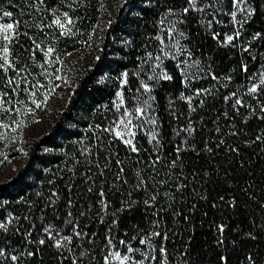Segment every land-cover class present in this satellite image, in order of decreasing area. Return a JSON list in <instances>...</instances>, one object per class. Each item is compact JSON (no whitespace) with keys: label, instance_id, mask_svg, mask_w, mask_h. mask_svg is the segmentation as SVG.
I'll return each instance as SVG.
<instances>
[{"label":"trees","instance_id":"trees-1","mask_svg":"<svg viewBox=\"0 0 264 264\" xmlns=\"http://www.w3.org/2000/svg\"><path fill=\"white\" fill-rule=\"evenodd\" d=\"M108 1L46 0L42 11L26 12L21 11L16 0H0V25L11 23L15 18L24 21L23 31L28 32L19 37L15 47L22 56V59H16V64L27 62L24 66L29 83L45 84L49 69L54 71L57 61L91 49L92 44L94 47L92 41L97 26L103 18L105 20L94 60L90 66L73 74L72 92L65 106L58 111L57 119L44 133L27 141L23 165L12 178L0 182V220H14L9 224V233L5 234L6 243L3 238L0 243H5L6 248L14 245L18 252L21 249L36 250L37 255L29 258V264H68V259L63 257L75 260L83 250H58L50 240L43 246L29 244L25 237L31 231L32 236L27 240L38 241L43 238L42 229L46 226H61L62 234H72V229L63 222L69 211L66 202L71 198L79 202L76 205L79 207L87 205L93 196L86 191L88 185L83 182L81 166L76 161L84 160L99 146L95 139L99 132L97 125L108 126L117 115L114 104L118 93L130 99L139 86L136 73L143 66L146 54L156 48L155 36L162 35L160 19L167 14L170 20H184L177 24L178 30L184 31L187 37L182 43L191 53V62L199 61L204 69L199 80H193L185 87L175 61L165 58L163 68L173 79L161 80L153 89L154 115L159 122L163 145L160 154L171 160L177 155L175 145L182 147L178 166L163 169L160 178L171 172L187 185L175 197L169 196L163 201L166 210L160 213L164 218L162 227L169 230L168 251L174 257L170 264H225V261L226 264H252L249 256L255 264H264V119L259 118L264 113L258 111L261 102L250 99L247 94L250 75L255 74L252 80H256L264 73V0H250L249 6L254 12L243 24L240 37L231 42L227 36L234 35L239 25L233 24L226 14L232 11L227 0L223 3L205 0L210 7L204 13L190 11L187 16L181 15L187 0H122L120 7L105 14ZM19 3L28 8L27 0H19ZM212 5L220 9L216 19L221 23H214L209 28L207 20L212 16L206 13L213 12ZM169 9L177 15L168 13ZM4 11H12L14 16L5 18L2 16ZM65 12L68 17L64 16ZM241 16L242 13H238L237 19ZM57 17L65 25L64 29L57 25L43 27ZM69 18L71 24L67 23ZM61 31L65 35H59ZM213 32L220 33L218 39H213ZM257 33L260 36L253 39ZM33 40L41 45L36 57L21 47L31 46ZM48 47H54L55 51L45 57L43 53ZM245 48L250 50L245 51ZM186 56L187 53L182 54L181 59ZM245 64L247 72L242 70ZM124 73H128V85H122ZM212 76L218 79L213 80ZM129 87L132 92L128 91ZM196 89L207 92L193 100L196 110L191 111L188 102L180 96L181 93L192 95ZM232 92L257 111L248 107L240 109L243 115L237 114L232 107ZM29 95L31 93L17 95L6 105L9 113L0 112L4 115L3 120L13 123V116H18L17 105L27 103ZM13 108L15 112L11 111ZM189 120L194 131L176 135L180 128L189 126ZM137 140L147 150L142 153L146 159L153 146L146 133L138 135ZM115 147L124 161L129 183L113 181L106 175L108 182L102 187L107 191L106 199L111 208L120 209L115 217L118 224L114 226L119 239L125 233L132 235L138 229H147L153 219V209L143 204V199L151 193L134 189L139 179L136 173L144 174L143 165L137 163L136 155L127 153L119 141ZM0 150H5L6 156L0 170L8 159L20 155L19 148L9 146L7 141L0 140ZM114 163L113 160L110 168ZM165 185L169 190L174 187V183L166 179L161 188ZM50 199L54 203L50 204ZM130 199L134 203L127 209L126 202ZM93 207L97 210L101 206L94 204ZM174 212L180 215H174ZM104 215L106 220L112 219L110 214ZM79 223L85 232L97 234L89 249L91 264H96L104 255L100 246L107 235L106 225L99 222V217L89 219L88 216L80 217ZM16 228L18 232L14 231ZM74 243L84 244L85 241L74 240Z\"/></svg>","mask_w":264,"mask_h":264},{"label":"snow or ice","instance_id":"snow-or-ice-1","mask_svg":"<svg viewBox=\"0 0 264 264\" xmlns=\"http://www.w3.org/2000/svg\"><path fill=\"white\" fill-rule=\"evenodd\" d=\"M216 2L223 3L224 0H216ZM16 3L21 11H42L46 0H27L28 8H25L24 4L19 3V0H16ZM36 5H40L41 7L37 9L34 7ZM227 5L231 7L232 11L226 14L231 18L233 24L239 25L234 35L227 36V40L231 42L233 39L240 37L243 24L247 22V17L253 14L254 9L249 6L250 0H227ZM209 7L210 5L205 3V0H187V6L183 8L181 15L187 16L190 11L204 13L205 9ZM212 7L213 12L206 13V15L212 16V19L207 20L209 28L214 23H221V21L216 19V13L220 9H215L214 5ZM168 13L177 15L173 9H169ZM238 13H242L239 20L237 19ZM2 16L12 18L14 14L12 11H4ZM64 16L68 17V13L65 12ZM201 19H204V17H201ZM67 23L71 24L72 20L69 18ZM178 23H184V20H170L167 14L160 19L162 27L159 31L162 35L155 36V39L158 41L156 48L146 54V57L142 61L143 66H140L139 72L136 73L139 86L135 89L130 99L118 93V99L114 104L117 115L113 117L108 126L97 125L99 132L95 139L99 146L89 153L84 160L76 161L81 166L83 182L88 185L86 191L92 193L93 196L87 205L79 207H76L79 202H74L71 198L66 202L69 211L63 217V222L72 229V234H62L61 226H46L42 229L43 238L38 241L27 240V237L32 236V232L28 231L25 237L27 243H38L43 246L47 240H50L58 250L67 249L70 252H76L77 248H82L83 250L76 255L75 260L63 257V252L59 254L63 258L68 259V264H91L92 253L89 249L97 234L85 232L79 223V218L88 216L89 219H95L99 217V222L106 225L105 230L107 235H105L103 244L100 246L104 255L96 261V264H170V261L174 259L168 251L169 230L166 227H162L164 218L160 213L166 210L163 201L169 196L175 197L187 185L183 184L180 176L173 175L171 172H167L163 178H160L163 169H171L178 166L177 162L180 159L179 153L182 151V147L179 144L175 145L174 150L177 155L171 160L160 154L163 145L160 140L159 122L154 115L155 108L153 102L155 97L153 89L161 80L173 79L163 68L165 58L175 61V66L182 77L181 82L185 87L189 86L193 80H199L201 78L200 73L204 72L199 61L191 62V53L182 43V40L187 37L184 31L178 30ZM23 24L24 21L14 18L11 23L0 25V109L3 110L4 115L9 113V109L5 106L11 104L17 95L22 96L24 93L36 95L34 89L40 87L46 88V85L38 84L35 81L29 83V78L25 75L24 65H26V61L22 65L16 64V59H22V56L17 51L15 45L19 43L21 35H28V32L23 31ZM53 25H57L61 29L65 28L59 17L52 20L50 24H45L43 27L51 28ZM59 35L63 36L65 32L61 31ZM212 36L213 39H218L220 33L213 32ZM259 36L260 34L257 33L253 36V39ZM21 47H24L25 51L30 53L32 57H36L38 50L41 49V45L35 40L32 41L31 46L25 47L21 45ZM244 50L249 51L250 49L245 48ZM54 51V47H48L44 50L43 54L45 57H50ZM184 53H187V56L181 59ZM252 59L255 60L256 57L253 56ZM242 70L244 72L248 71L246 64L242 66ZM252 75L249 77L250 86L247 89V94L250 99L261 102L258 111L264 113V73H260L256 80H252ZM123 76L122 85H128V73H124ZM212 79L216 80L218 78L212 76ZM20 81L23 83H20ZM128 91L132 92L133 90L129 87ZM206 92L207 90L204 89H196L189 96L181 93L180 98L188 102L191 111H195L196 108L193 106V100L204 96ZM230 97L234 98L232 107L237 114L243 115V113H240V109L248 107H252L253 112L257 111L254 106L244 101L236 92H232ZM126 99L128 102H126ZM133 101L134 103H132ZM199 102L203 103V100ZM31 103L35 104L37 108L40 107V103L36 100L31 101ZM11 111L15 112V108L11 109ZM172 111L175 115V110L172 109ZM4 115H0V120L4 118ZM259 118L264 119V116ZM13 120H15V116H13ZM188 125L180 128L176 132V135L179 136L182 132L191 134L194 130L190 127V120L188 121ZM145 133L148 136V142L153 146L152 150L148 152L146 159L142 156V153L147 150L143 149L137 140L138 135ZM257 139H260V137H257ZM186 140L187 135L185 136ZM117 141L123 144L127 153L135 154L138 158L137 163L143 165L144 174L142 175L140 172L136 173L139 179L134 185V189L137 191L143 190L144 193H151V195L143 199V204L153 209V219L150 221L147 229H138L132 235L125 233L124 237L119 239H117L116 228L114 226L118 224L115 217L116 212L120 211V209L111 208L110 202L106 199L107 191L102 187L104 183L108 182L105 179L106 175L113 181H120L123 184L129 183L125 176L124 161L116 151L115 145ZM113 160L115 162L114 167L110 168L109 165ZM165 179L169 183H174V187L171 190L168 189L167 185L161 188ZM68 186L71 188L72 184L69 183ZM52 195L54 196L55 193H52ZM131 195L132 193L129 192V197ZM49 202L50 204L54 203L51 199ZM132 203L134 201L131 199L127 201L126 208L130 209ZM94 204H99L101 207L94 210ZM104 214H110L112 219L106 220ZM174 215H180V213L174 212ZM184 219L186 220L187 217H184ZM13 223L14 220L7 222L0 220V230H2L0 231V238H3L5 243V234L10 231L9 224ZM14 231L18 232L19 229L16 228ZM74 240H84L85 243H74ZM5 243H0V264H29V258H34L37 255L36 250L21 249L18 252L14 245L6 248ZM248 260L252 261V264H255L251 256L248 257Z\"/></svg>","mask_w":264,"mask_h":264},{"label":"rangeland","instance_id":"rangeland-1","mask_svg":"<svg viewBox=\"0 0 264 264\" xmlns=\"http://www.w3.org/2000/svg\"><path fill=\"white\" fill-rule=\"evenodd\" d=\"M122 5V0H110L105 4V14L114 11ZM105 20H101L93 37L91 49L69 55L57 61V67L50 70L45 87L36 89V95H29V101L17 105L18 116L13 123L0 120V140L8 142L9 146H17L20 155L8 159L7 164L0 170V182L12 178L23 165L26 159L25 144L44 133L57 119V113L68 101L73 89V74L90 66L94 60L95 47L99 35L104 28ZM2 25V24H1ZM93 47V48H92ZM40 103L37 108L31 101ZM3 110L0 109V112ZM5 150H0V165L3 163Z\"/></svg>","mask_w":264,"mask_h":264}]
</instances>
